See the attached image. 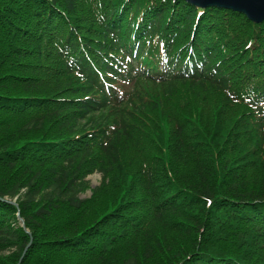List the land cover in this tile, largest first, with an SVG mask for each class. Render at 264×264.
Masks as SVG:
<instances>
[{"label": "trees", "instance_id": "1", "mask_svg": "<svg viewBox=\"0 0 264 264\" xmlns=\"http://www.w3.org/2000/svg\"><path fill=\"white\" fill-rule=\"evenodd\" d=\"M79 1L0 0V264L19 260L29 242L24 229L32 240L19 264H152L158 254L163 264H264V159L247 156L233 136L245 131L257 147L261 129L251 120L235 130L224 120L203 145L210 130L199 126L198 161L187 166L190 148L178 137L176 164L169 138L157 132L162 120L156 126L147 117L167 114L162 99L139 92L143 83L163 93L190 82L246 94L261 117L255 121H264L259 73L236 94L210 35L222 8L98 0L84 28ZM96 168L104 180L121 174L122 195L127 172L138 174L146 213L126 212L123 203L106 210L118 197L104 183L82 198ZM152 223L172 238L146 229Z\"/></svg>", "mask_w": 264, "mask_h": 264}, {"label": "rangeland", "instance_id": "2", "mask_svg": "<svg viewBox=\"0 0 264 264\" xmlns=\"http://www.w3.org/2000/svg\"><path fill=\"white\" fill-rule=\"evenodd\" d=\"M99 2L100 1L98 0L79 1L82 9H78L77 13L80 16L78 21L81 26H84V28H86L87 25L91 26L89 24V17L85 12L86 9L97 6ZM215 16L217 19V23L215 24L217 31L215 33L212 32L210 35H212L214 42L217 44V46H219V52L224 57L225 62H227L228 68L231 71V76H229L231 81V89H236V94L246 90L244 88L246 81L251 79L253 75H255V72L259 73L258 78L260 82H264V22L259 25L251 22L252 24L250 25V21H245V19L240 16L236 15V19H232L230 17L231 14L224 9L216 10ZM232 25L234 26V29ZM247 36L249 37L246 40ZM93 37H95V35H93ZM207 88L208 89H203L191 84L190 82H182L177 83V86L173 89V92L162 93L163 88L158 85L152 86L143 83L139 86V92L143 93V95H147V97L150 99H162L161 101H157L160 103L161 108L166 107L164 111H167V114L165 112L158 114L157 111H151L147 113V117L150 118V122L155 119L156 121L154 124L156 126L158 125L157 121L162 120L161 126L157 128V132L160 134V136H167L169 138L170 149L176 154L178 159L176 164H178L182 159L179 154V149L177 147L178 145L174 141V139L178 137L182 139L185 138L187 141V147L190 148V150H187V154L189 156L187 166H190L191 164L195 165L198 161V156L200 153V149L198 147V138L200 136L197 132H199V126L210 130L207 134V137L202 136V139L206 142L203 145L207 144L209 140L216 138L217 134L219 133L218 128L222 127V122L228 119L231 120L230 122H233L232 124L233 127L235 126V130L236 127H250L251 125L249 122L252 120L256 128L261 129L259 134L264 135V121H255V119L259 120L261 117H259L257 112L252 107H250L249 98L246 96V94L240 95V98H236L231 95L228 96V94H226L221 89L216 90L209 87ZM122 89H125V87H122ZM163 96L167 98L166 101L168 103L165 102V98H163ZM142 99L144 100L145 98L142 97ZM111 122L112 119L108 121V123ZM175 124H178L183 128L182 132L175 134L172 132L171 128ZM111 129L113 130V128ZM210 134H212L211 138L208 137ZM233 136L241 141V146L243 147V150L246 152L247 156L250 157L252 155L255 156V158L263 157L262 159H264V154L262 155V152H264V143L259 144L261 147H255L252 143L253 140L251 141L245 131L243 132L242 130H236ZM210 149L212 153L216 155V149ZM220 150L222 151L221 147ZM97 156L100 157L99 154L96 153L94 158ZM236 156L238 155H233V157ZM128 157L129 155L127 154L126 158ZM122 162L124 163L123 159ZM140 163L137 161L138 169L142 166ZM254 163V160L248 161V173L253 174V171H255V169L250 168L253 167ZM261 166L262 167L260 168L259 174L264 175V162L261 164ZM127 173L128 175L125 179L127 191L124 195H122L123 182L121 180L120 173H113L104 180L102 173L96 168V170L86 176L85 179L88 181V188L82 191L80 196L82 198L90 197L92 194V189L101 186L104 183L105 187L109 188V193L114 197H118L114 201L113 205H111L112 203L107 205L106 210L111 209L119 203H123L122 208L125 209L126 212H132L137 215L145 214L146 212L141 210L142 201L144 199L138 194L139 175H134L132 171H128ZM248 180L250 182L252 181L249 175ZM244 181L248 183L247 179ZM103 210L105 209L103 208ZM119 217L122 218L121 216ZM21 227L24 226L21 225ZM146 229L154 231L153 233L156 235L166 233L162 227H159L158 223L149 224L147 225ZM24 230L29 235V241L31 242V234L27 229ZM116 230L125 231L127 230V227L123 226L116 228ZM130 230L131 229H129V231ZM166 234L170 238L173 236L170 233ZM165 257L166 256L164 254H158L153 259L152 264H163L164 260H166ZM18 261L14 264H19L21 262L20 261L18 263Z\"/></svg>", "mask_w": 264, "mask_h": 264}, {"label": "water", "instance_id": "3", "mask_svg": "<svg viewBox=\"0 0 264 264\" xmlns=\"http://www.w3.org/2000/svg\"><path fill=\"white\" fill-rule=\"evenodd\" d=\"M188 3L195 5L200 8H205L207 6H216L226 9H232L234 11L243 13L247 18L255 23H260L264 20V0H185ZM9 201V200H7ZM9 203L16 206L14 201H9ZM20 224L24 226L23 220L18 216ZM30 245V241L24 248L18 263L22 260L27 248Z\"/></svg>", "mask_w": 264, "mask_h": 264}]
</instances>
